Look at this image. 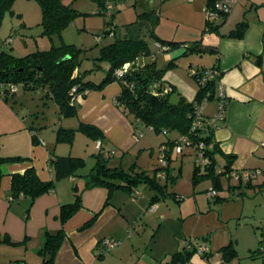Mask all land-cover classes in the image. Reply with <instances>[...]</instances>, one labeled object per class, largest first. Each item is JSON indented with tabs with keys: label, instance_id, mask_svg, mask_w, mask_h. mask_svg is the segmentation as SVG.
Returning a JSON list of instances; mask_svg holds the SVG:
<instances>
[{
	"label": "crops",
	"instance_id": "obj_1",
	"mask_svg": "<svg viewBox=\"0 0 264 264\" xmlns=\"http://www.w3.org/2000/svg\"><path fill=\"white\" fill-rule=\"evenodd\" d=\"M105 1H101L104 8ZM112 2L117 7L130 4L129 11L135 18L141 12H151L146 22L152 24L155 34L181 43L167 52L156 53L155 59L157 62L158 54L165 63L176 58L175 67L162 80L189 101L197 86L187 94L181 89L184 78L188 79L187 70L180 65L181 58L191 54H183L186 48L182 44L201 39L203 45L214 47L208 64L203 66H217L221 72L218 85L226 98L225 117L217 121L213 131L220 149L214 154L221 172L217 199L202 196L194 189L177 205L171 197L151 203L154 192L144 185L136 187V197L124 188H84V175L93 167L98 150L97 141L79 128L80 123L93 124L101 130L102 148L113 150L109 166L128 170L123 167L124 160L141 155L145 148L139 138L135 139L130 118L115 101L121 89L118 81L77 97L74 116H61L53 100L54 113L57 110L58 115L51 120L46 101L30 106L26 92L18 94L16 90L0 97V157L17 158L0 164V264H44L39 250L45 235L61 227L65 237L52 264H165L185 239L194 237H206L210 254L204 257L194 253L190 264H264V253L258 250L264 244V0H239L225 17L215 20L222 35L201 34L206 24L204 8L212 0ZM243 19L247 21L243 36H228ZM46 97L53 99L47 93ZM216 109L214 97L206 102L204 115L212 119ZM60 127L75 130L71 142L57 140ZM229 155L232 158L227 168ZM58 156L81 157L85 165L74 175L56 180L51 191L32 203L25 197L10 201L13 173L33 166L41 180H50L54 176L51 160ZM90 159L93 161L88 167ZM111 159L117 161L110 164ZM138 166L136 169H143ZM225 168L228 174L222 172ZM233 172L252 175L236 178ZM170 173L174 175L171 170ZM208 181L211 188L212 181ZM73 185L81 191V206L61 224V205L73 201ZM168 191L180 195L175 190ZM103 239L118 243L100 253ZM230 242H234L237 254L225 260L221 248Z\"/></svg>",
	"mask_w": 264,
	"mask_h": 264
},
{
	"label": "trees",
	"instance_id": "obj_2",
	"mask_svg": "<svg viewBox=\"0 0 264 264\" xmlns=\"http://www.w3.org/2000/svg\"><path fill=\"white\" fill-rule=\"evenodd\" d=\"M35 1L41 9L42 34L51 38L55 34L61 35L72 18L79 13L70 5L63 3L62 0ZM14 2L15 0H0V23H2L4 14L7 12L14 13ZM150 14L151 12L148 11L137 14V19L127 24L128 33L124 37H116L112 42L99 48V54L94 59L103 61L108 66L105 75L99 81L85 80L84 75L88 70L81 71L80 69L81 59L79 58V53L82 48H78L74 44L61 43L60 45H52L49 49L36 50L20 57L14 56L12 53L0 48V82L22 83L23 89L30 91L46 88V93L57 104L59 114L63 117H68L77 113L78 105L72 101L73 94H71V91L73 87H76V94L79 93L84 96L86 94L85 91L101 89L111 81H118L121 89L115 97V101L122 112L130 118L133 132L135 133L137 130L145 132L150 127L156 132L162 131L166 133L167 141H163L160 145V147L165 146L163 150L165 164H159L155 167L152 174L144 169H136L135 165H132L128 170H124L119 167L109 166L108 158L103 157L102 153L98 151L95 155L96 160L93 167L84 175V188L95 185H104L109 190L124 188L136 197L134 193V191H138L136 187L144 185L154 192L151 197V203L167 197L181 200L183 198L181 195L168 191V182L171 184L175 182L174 175L170 173L171 149L176 147L177 137L185 136L188 141L186 147H193L198 150L199 143L204 145L202 151L207 161L195 165L193 181L196 183L202 178L210 179L212 181L211 188L217 192V195L213 198H216L218 196L221 172L220 169H217L214 158V154L220 152L218 143L213 137L215 126L208 123L204 110L202 113V124L194 125V123L197 118L196 107L202 99L206 98L208 101L217 97L216 92L221 77L220 71L219 74L213 75V77H207L204 83L199 82L208 70H218L217 66H202L197 69L189 67L195 70L194 74L189 75L197 85V91L191 101L187 100L182 94L177 101H171L170 97L176 91L171 84H168L171 87V91L161 92V85L166 84L162 80L165 71L175 67L176 58L170 59L164 66L159 67L156 64V52H152L154 57L151 61L139 66L132 65L122 77H117L114 73V70L121 67L125 62H132L139 55L150 53L149 44L143 37L145 26L138 23L139 20L146 21L147 16ZM227 14L222 15L221 18ZM111 15H113V12ZM147 23L149 25L148 33L151 36H155L156 42L167 44L169 50L181 45L180 42L159 38L154 32L152 24L150 22ZM206 24L202 30V35L205 33L222 35L219 33L220 24H215V21L208 24V26ZM246 26L247 21L243 19L227 35L240 38L243 36ZM7 43L4 41L5 45ZM182 46L186 48L183 54L193 52L211 53L214 51V47L203 45L201 39L190 44H182ZM79 128L96 141L102 137L101 130L93 124L80 123ZM170 131H176L178 136L170 139ZM74 132V129L60 127L56 131V138L58 141L71 142ZM185 148L179 153L184 154ZM228 158L229 160L225 166L227 168L230 166L232 155H229ZM10 159L14 160L17 158L0 157V164ZM51 165L54 176L47 181L41 180L37 176L33 166L27 167L22 173H13L11 176L10 196L13 199L25 197L32 203L39 195L51 191L56 180L74 175L78 169L84 167L85 161L81 157L58 156L51 160ZM201 166L203 170H200ZM159 171L164 172L162 177L165 178L164 183L160 182V177L157 176ZM222 172H227L226 174H228V169L225 168ZM72 188L74 191L73 201L61 205L59 214L61 224L81 206V191L76 185H73ZM64 237L65 232L62 227L54 233H46L43 247L39 250L43 255L44 264L53 263L54 255ZM203 243L208 247L206 237L187 238L183 246L169 256L165 264H190L189 260L194 253L204 257L208 256L210 254L209 247L206 252L199 253V246ZM262 246L258 250L264 253ZM221 252L225 260L234 257L237 254L234 242L223 246Z\"/></svg>",
	"mask_w": 264,
	"mask_h": 264
},
{
	"label": "rangeland",
	"instance_id": "obj_3",
	"mask_svg": "<svg viewBox=\"0 0 264 264\" xmlns=\"http://www.w3.org/2000/svg\"><path fill=\"white\" fill-rule=\"evenodd\" d=\"M63 3L70 5L77 10V13L71 20V22L62 31L61 35L55 34L51 37L42 34L41 24V9L35 0H15L13 4L14 13L7 12L4 14L2 23H0V48L4 51L12 53L14 56L20 57L27 53L36 50L49 49L52 45H60L61 43L74 44L78 48H82L79 53L81 59L80 69L81 71L88 70L84 78L85 80L99 81L106 72V63L94 59L98 56L99 48L102 45H106L112 42L116 37H124L127 31V24L135 21L137 18L131 11V5L126 4L122 7H117L115 4L113 7V15L105 12L104 5L101 4L102 0H62ZM130 8V9H129ZM19 12L23 14L20 15ZM140 23V20L138 21ZM110 29H113L110 31ZM108 31V32H107ZM144 38L147 40L150 53L141 54L138 56V62L143 64L146 61L152 59V52L156 51V39L155 36H151L148 33V28L143 30ZM4 41L8 42L6 45ZM159 56V57H158ZM211 53H197L186 54L181 58V64L183 68L187 70L188 79H185V83H182L181 89H184L185 93H189L196 88V82L189 75V65L197 69L203 65L208 64ZM157 63L159 67L165 65V62L161 60V56L157 55ZM169 70V69H168ZM166 70L165 73L168 71ZM166 74H170L169 72ZM175 75H178V71H174ZM196 85V86H195ZM37 91H28L23 89L22 83L17 84V93L26 92V101L30 106H34L40 101L47 102L50 109V120L54 119L58 115V111L54 113L56 105L51 98L46 97L45 88H39ZM181 93L176 90L172 93L170 100L175 102L179 99ZM53 109V111H51ZM176 131H170L169 137L173 139L176 135ZM167 135L164 132H156L153 129L146 130L142 136L139 137L140 143H143V153L135 156L132 160H124L123 167L125 169L130 168L133 163L139 168L146 169L150 174L158 166V149L163 141H167ZM198 150L193 147H186L184 154L178 153L175 148L171 149L170 170L174 174L175 182L171 184L168 182V189L175 190L177 193L183 196L182 199L187 198L188 195L194 192V189L198 191L202 196H206V190L210 187L207 178H202L196 183L193 181V169L195 165L200 164V158L197 155ZM126 157V156H125ZM93 160L90 159L88 163ZM117 160H110L111 163H115ZM131 161V162H130ZM203 167L201 166L200 170ZM160 182H165V178H160ZM196 187V188H195ZM174 200L175 204H179L180 200ZM181 199V200H182ZM174 214L179 216L178 210L173 208ZM186 241V239H185ZM184 241V242H185Z\"/></svg>",
	"mask_w": 264,
	"mask_h": 264
},
{
	"label": "built area",
	"instance_id": "obj_4",
	"mask_svg": "<svg viewBox=\"0 0 264 264\" xmlns=\"http://www.w3.org/2000/svg\"><path fill=\"white\" fill-rule=\"evenodd\" d=\"M239 2V0H212L211 4L205 6L204 8V16H205V22L207 23L206 26H208V24L213 23L215 20L221 18L222 15L229 13L230 10ZM114 4L112 2V0H106L105 1V12L107 14H112V10H113ZM156 53H162V52H166L167 50H169V46L167 44H162L160 42H156ZM154 57V55H153ZM152 57V58H153ZM139 66V65H143L141 63L138 62V59H135L132 62H125L121 67L117 68L114 70V73L117 77H122L123 74L125 72H127V70H129V68L131 66ZM195 70L194 69H190L189 70V74H194ZM219 74V70L217 69H210L206 72V75L202 76V78L200 79V83H204V81L206 80L207 77H213V75H217ZM156 86V84H155ZM161 92L162 93H166L171 91V87L168 84H163L161 85ZM17 90V84L11 83V82H7V83H2L0 82V97L4 98L7 97L8 95L15 93V91ZM76 92V87L72 88L71 94H73L72 96V101L74 102L75 99L77 97H81L82 95L79 93H75ZM87 91H85L86 93ZM155 92V91H154ZM75 94V95H74ZM155 94H157V92H155ZM216 96H217V109H216V114L213 116L212 119L207 118L208 123L214 125L215 127L217 126V121L223 120L225 117V108H226V98L223 92V89L221 87V85H218L217 88V92H216ZM207 102L206 98H203L202 101L200 102V104L196 107V114H197V118L195 120L194 125H200L202 124V113L204 110V106ZM151 128L148 127L147 130H150ZM144 132L142 130H137L135 133L133 132V135L135 137V139H138L140 136H142ZM188 145V141L187 138L185 136H179L177 137V144H176V151L179 153L181 152L186 146ZM165 146H161L159 149V163L160 165H164L165 164V160H164V150ZM204 145L202 143H199V149H198V153L197 155L200 158V162L204 163L207 161V158L203 155V149ZM96 148L98 151H100L103 155V157L109 158L113 155V150H107V149H103L101 146V141L97 140L96 142ZM235 174L236 178H240L241 176L243 178H250V176L252 175V173H243V174H237L236 172H233ZM157 176L159 177H163L164 176V172L163 171H159L157 172ZM135 194H138V191H134ZM207 196L210 198H213L217 195V192L212 189L209 188L207 190ZM10 201L13 199L11 196H9ZM188 242V240H187ZM118 242L115 240H111V239H103L102 241V248L99 250L100 253H103L105 249L111 248L113 246H115ZM262 249H264V246H262ZM208 250V247L205 243H203L202 245L199 246V253H203L206 252Z\"/></svg>",
	"mask_w": 264,
	"mask_h": 264
},
{
	"label": "water",
	"instance_id": "obj_5",
	"mask_svg": "<svg viewBox=\"0 0 264 264\" xmlns=\"http://www.w3.org/2000/svg\"><path fill=\"white\" fill-rule=\"evenodd\" d=\"M141 24H143L146 28H149V25L146 21H140Z\"/></svg>",
	"mask_w": 264,
	"mask_h": 264
}]
</instances>
